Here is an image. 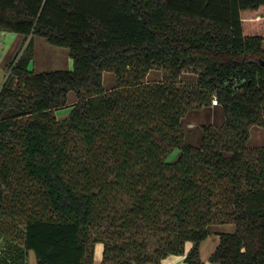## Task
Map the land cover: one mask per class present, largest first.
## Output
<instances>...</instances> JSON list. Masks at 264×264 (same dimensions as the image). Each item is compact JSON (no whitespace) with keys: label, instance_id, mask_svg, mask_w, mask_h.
<instances>
[{"label":"trees","instance_id":"obj_1","mask_svg":"<svg viewBox=\"0 0 264 264\" xmlns=\"http://www.w3.org/2000/svg\"><path fill=\"white\" fill-rule=\"evenodd\" d=\"M0 32L43 38L72 60L71 71L36 74L30 41L6 66L0 264L29 253L35 264H94L98 245L101 264H205L200 245L218 223L234 232L208 264H264V148H245L251 128L264 130V0H0ZM153 70L169 82L145 84ZM186 70L194 98L173 86ZM106 72L128 89L107 92ZM213 97L221 140L203 131L186 143L185 112Z\"/></svg>","mask_w":264,"mask_h":264},{"label":"rangeland","instance_id":"obj_2","mask_svg":"<svg viewBox=\"0 0 264 264\" xmlns=\"http://www.w3.org/2000/svg\"><path fill=\"white\" fill-rule=\"evenodd\" d=\"M30 41L32 42V57L28 65L29 70H32L36 74L72 70V60L69 58V51L67 49L53 47L43 38H25L24 36L13 33L0 32V89L9 77L6 66L28 53L26 48ZM262 47L264 49V43ZM168 82L167 72L165 70H153L144 79V83L147 85L165 84ZM118 83L116 76L112 72L103 74V86L107 92H122L128 89V85H121L117 88ZM122 84H125L124 81ZM173 86L180 92L189 93L193 98L194 92H199L198 86L196 85V74L191 70L184 71L176 82H174ZM68 96L69 103H73L75 96L72 93ZM68 113V109H63L57 111L55 116L58 121H61L69 115ZM181 128L184 141L193 146L200 144L203 131H205L206 136L221 140V134L224 131L222 113L217 105H213L212 103L211 106L189 109L185 112ZM245 148L252 151L264 148V130L262 128L253 127L249 130V140ZM177 156L178 149H175L167 156V161L172 162ZM216 202L221 208L226 206V195L224 191L217 194ZM9 223L7 220L3 221V223L1 222L0 228L4 229ZM233 232L234 226L231 224L218 223L212 226L209 237L200 245L199 256L201 261L208 264V258L216 248L220 234H232ZM3 242L4 239L0 238V246L3 247V250L0 251V257L4 258L8 257V251L10 250L8 248V242L2 244ZM189 247L190 244H187L185 247L186 252L189 250ZM101 252L102 248L98 245L95 249L94 264H101ZM177 257L172 256L164 260H156V262L158 264H183L184 256ZM26 264H35L32 253H29Z\"/></svg>","mask_w":264,"mask_h":264},{"label":"built area","instance_id":"obj_3","mask_svg":"<svg viewBox=\"0 0 264 264\" xmlns=\"http://www.w3.org/2000/svg\"><path fill=\"white\" fill-rule=\"evenodd\" d=\"M211 103L213 105H217V99L215 97L212 98Z\"/></svg>","mask_w":264,"mask_h":264},{"label":"water","instance_id":"obj_4","mask_svg":"<svg viewBox=\"0 0 264 264\" xmlns=\"http://www.w3.org/2000/svg\"><path fill=\"white\" fill-rule=\"evenodd\" d=\"M259 64L264 67V59H260Z\"/></svg>","mask_w":264,"mask_h":264},{"label":"crops","instance_id":"obj_5","mask_svg":"<svg viewBox=\"0 0 264 264\" xmlns=\"http://www.w3.org/2000/svg\"><path fill=\"white\" fill-rule=\"evenodd\" d=\"M1 250H3V247H0V251H1ZM0 258H2V257H0ZM4 258H6V257H4ZM177 258H178V257H177ZM0 261H1V260H0Z\"/></svg>","mask_w":264,"mask_h":264}]
</instances>
